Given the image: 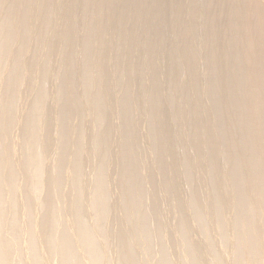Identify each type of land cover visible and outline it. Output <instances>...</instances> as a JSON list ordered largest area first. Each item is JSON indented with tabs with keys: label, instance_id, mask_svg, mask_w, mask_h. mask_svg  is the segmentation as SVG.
Wrapping results in <instances>:
<instances>
[{
	"label": "bare ground",
	"instance_id": "bare-ground-1",
	"mask_svg": "<svg viewBox=\"0 0 264 264\" xmlns=\"http://www.w3.org/2000/svg\"><path fill=\"white\" fill-rule=\"evenodd\" d=\"M0 264H264V0H0Z\"/></svg>",
	"mask_w": 264,
	"mask_h": 264
}]
</instances>
